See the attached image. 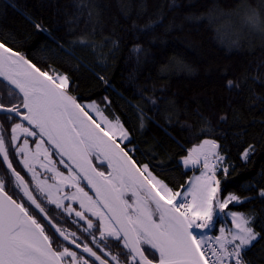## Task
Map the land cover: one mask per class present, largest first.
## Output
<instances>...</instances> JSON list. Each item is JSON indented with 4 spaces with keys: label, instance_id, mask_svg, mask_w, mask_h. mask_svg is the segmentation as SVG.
<instances>
[{
    "label": "snow or ice",
    "instance_id": "snow-or-ice-1",
    "mask_svg": "<svg viewBox=\"0 0 264 264\" xmlns=\"http://www.w3.org/2000/svg\"><path fill=\"white\" fill-rule=\"evenodd\" d=\"M260 4L264 8V0ZM175 5L176 0H170L165 7L174 10ZM11 7L17 6L12 3ZM73 7L74 11L65 13L66 32L61 37L22 14L55 45L47 49L51 55L42 59L43 66L9 46L7 41H14V35L0 39V117H4L0 121V264H264V229L254 226L259 213L255 208L247 213L226 212L230 204L264 202V169L245 186L256 196H223L217 171L227 177L229 169H234L232 164L222 166L226 163L224 146L216 139H203L184 149L163 128L185 151L181 157L183 167L202 164L194 181L170 186L161 177L173 157L162 158L168 150L159 141L141 150L134 134L137 130L143 133L147 122L153 119L146 109H158L161 102L168 108L164 116L166 125H190L180 121L175 102L158 95L155 85L151 90L138 88L135 95L139 99L134 101L117 91L104 74L93 70L97 65H107L120 41L112 34H103L105 25L95 11L99 7L96 0H73ZM139 7L141 11L128 30L144 34L149 44L164 43L156 29L162 25L165 14L158 11L141 24L138 21L146 8L145 0H140ZM121 14L129 19V11L123 6ZM204 18L185 17L196 21ZM217 19L210 11L208 25ZM113 23L118 25L119 21ZM241 24L264 32L260 12L246 3ZM174 27L178 25L170 22L164 33ZM222 27L232 25L226 22ZM216 31L219 35L221 28ZM98 33L99 42L95 39ZM234 35L232 46L239 48L241 34ZM136 39L139 41L140 36ZM77 50H90L95 64L78 57ZM131 51L139 63L150 49L137 42ZM53 59L76 71L86 68L105 92L112 91L123 101L121 108L134 112L137 123L126 127L113 110L109 95L84 100L72 94L79 85L49 62ZM173 60L175 63L170 60L161 66V75L192 72L189 65ZM248 79L246 73L228 78L225 88L242 96ZM252 79L264 83L260 76ZM256 99L264 102V96ZM231 103L230 98L229 106ZM196 114L203 121L197 136H225L222 130L211 128L210 121L199 111ZM235 115L233 112L234 118ZM228 120L227 113L218 116L221 125ZM244 134L241 131L234 135L242 140ZM30 146L35 147L34 152ZM137 152L147 157L149 163L139 161ZM255 152L256 145L249 143L239 153L241 162H249ZM37 159L41 160L38 167L34 163ZM53 163L63 170L52 167ZM65 189L75 191L68 194ZM128 192L130 197L125 199ZM221 213L230 216L232 228L217 229ZM213 230L219 234L209 235Z\"/></svg>",
    "mask_w": 264,
    "mask_h": 264
},
{
    "label": "trees",
    "instance_id": "trees-1",
    "mask_svg": "<svg viewBox=\"0 0 264 264\" xmlns=\"http://www.w3.org/2000/svg\"><path fill=\"white\" fill-rule=\"evenodd\" d=\"M12 3L16 4V9L11 7ZM96 3L99 7L95 11L100 13V19L105 25L103 34H112L113 38L120 41V47L114 56L109 55L106 66L97 65L93 70L104 74L117 91L134 101L139 99L135 95L138 88L151 90L155 85L158 95L164 100L175 102L180 112V121L190 125L184 128L180 124L166 125L164 116L168 108L163 102L158 109H146L153 119L147 122L143 133L137 130L134 135L141 150L159 141L168 150L166 155L162 153V158L167 159L169 155L173 157L164 168L161 178L174 188L186 184L191 173L196 170L184 169L180 160L186 153L179 145L187 149L203 139H216L225 148L226 163L222 166L234 165V169H229L230 174L227 177L217 171V179L221 181V195L236 193L242 197L256 196L255 191H247L245 186L264 169V102L256 99V96H264V83L252 79L256 76L264 79V32L247 25L242 26L241 20L245 3L257 9L264 20V8H261L260 0H176L174 10L165 7L170 0H145L146 8L138 23L143 24L150 15L158 11L165 14L162 25L156 29V35L162 36L164 43L154 44H149L144 34L128 30L131 21L136 19L137 12L141 11L140 0H96ZM122 6L129 11L128 20L121 14ZM72 11L73 0H0V39L14 35V41H7L9 46L26 53L34 63L43 66L42 59L51 55L47 49L55 48V45L47 39L46 33L37 32L22 14L31 16L33 20L47 27L54 36L61 37L66 32L65 13ZM210 11L218 17L211 26L207 20ZM221 13L226 15L222 16ZM187 16L205 18L199 21L186 20ZM114 20H118L119 24L115 25ZM170 22L178 27L164 33V27ZM226 22L232 27H222ZM217 28H221L219 35ZM237 32L241 34L239 48L232 46V41L236 39L234 33ZM137 35L140 36L139 41L136 39ZM95 39L99 42V33ZM137 42L150 49L148 56L139 63L131 51ZM104 51L107 52L108 48L105 47ZM76 55L84 57L86 63L95 64V57L90 50H77ZM173 58L189 65L192 72L174 71L161 75V66L170 60L175 63ZM49 62L76 80L79 87L72 94L84 100L100 99L103 95H109L113 100V110L119 114L125 126L131 128L137 123L134 112L121 108L123 101L114 92H105L103 86L86 68L81 67L76 71L54 59ZM243 73L249 79L243 95L238 97L235 91L229 92L225 88V82L226 79L240 77ZM197 111L210 121L211 128L217 132L222 130L225 136H197L203 126ZM233 112L236 114L235 118ZM223 113L229 116L225 125L218 122V116ZM163 128L179 141V145L165 134ZM241 131L245 133L242 140L234 135ZM249 143L256 145V152L249 162L242 163L239 153ZM136 158L143 163H149L148 158L141 156L139 152L136 153ZM156 171L159 173L160 170ZM261 186H264V181H261ZM253 208L259 213L255 228L264 229V212H260L264 208V202L253 200L251 203L230 204L226 212L247 213ZM249 256H252L251 252ZM256 264L260 262L257 261Z\"/></svg>",
    "mask_w": 264,
    "mask_h": 264
},
{
    "label": "rangeland",
    "instance_id": "rangeland-1",
    "mask_svg": "<svg viewBox=\"0 0 264 264\" xmlns=\"http://www.w3.org/2000/svg\"><path fill=\"white\" fill-rule=\"evenodd\" d=\"M43 162L47 163V161H43ZM180 162H181V164H182V160H180ZM34 163H35V164L37 165V167H38L39 164L41 163V160H40V159H37V160L34 161ZM182 166H183V164H182ZM52 167H55V166L52 165ZM184 169H185V170H188V171L196 170L195 172H192V173H191L190 177H189L188 180H187V182L190 181V180L194 181V180H195V177L198 176V175H200V172L202 171V164H201V165H197V166L194 167V168H192V167H190V168H185V167H184ZM48 174L51 175V173H48ZM74 191H75V189H74ZM74 191H73V192H74ZM60 194L62 195L63 193H59V195H60ZM54 195H58V194L54 192ZM218 220H219V222H218V224H217V229H218L219 227H221V226H223V227H225V228H232V227H233L232 224H231V218H230V216H227V215H225L224 213H221V214H220V217L218 218ZM233 230H234V229H233ZM214 231H215V230H213L211 233H209V235H218V234H219L218 231H217V234H214Z\"/></svg>",
    "mask_w": 264,
    "mask_h": 264
},
{
    "label": "flooded vegetation",
    "instance_id": "flooded-vegetation-1",
    "mask_svg": "<svg viewBox=\"0 0 264 264\" xmlns=\"http://www.w3.org/2000/svg\"><path fill=\"white\" fill-rule=\"evenodd\" d=\"M2 120H4V117H0V121H2ZM31 147V150L34 152L35 151V147L34 146H30ZM55 159L56 160H58L59 159V156L57 155L56 157H55ZM94 163H96L95 161H94ZM53 166H55V167H60L61 168V170H63V167L62 166H60V165H56L55 163H53L52 164ZM38 170H40V171H43L42 169H39L38 168ZM101 170H105V169H101ZM45 175H49L48 173H46ZM65 191L68 193V194H71L73 191H74V189H65ZM59 195V194H58ZM61 195V194H60ZM63 195V194H62ZM129 197H130V194H128V193H126V195H125V199H129ZM65 203H70V201H65ZM54 207V206H53ZM74 207H77L78 208V204H74ZM66 226V225H65ZM74 230V229H73Z\"/></svg>",
    "mask_w": 264,
    "mask_h": 264
},
{
    "label": "water",
    "instance_id": "water-1",
    "mask_svg": "<svg viewBox=\"0 0 264 264\" xmlns=\"http://www.w3.org/2000/svg\"><path fill=\"white\" fill-rule=\"evenodd\" d=\"M59 156V155H58ZM96 163H98V162H96ZM86 183V182H85ZM128 194H130V192H128Z\"/></svg>",
    "mask_w": 264,
    "mask_h": 264
},
{
    "label": "crops",
    "instance_id": "crops-1",
    "mask_svg": "<svg viewBox=\"0 0 264 264\" xmlns=\"http://www.w3.org/2000/svg\"><path fill=\"white\" fill-rule=\"evenodd\" d=\"M214 234H217V231H215V233Z\"/></svg>",
    "mask_w": 264,
    "mask_h": 264
}]
</instances>
